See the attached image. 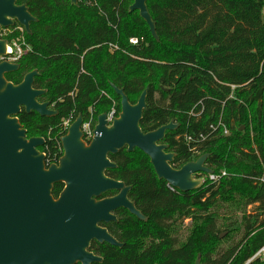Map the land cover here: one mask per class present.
<instances>
[{"label": "trees", "instance_id": "obj_1", "mask_svg": "<svg viewBox=\"0 0 264 264\" xmlns=\"http://www.w3.org/2000/svg\"><path fill=\"white\" fill-rule=\"evenodd\" d=\"M19 1L37 21L26 34L31 52L5 78L19 84L38 72L34 88L45 91L39 101L57 115L22 110L17 118L28 139H44L38 150L49 162L62 156L64 120L81 115L85 122L91 111L97 119L112 102L120 113L115 86L131 104L147 90L144 133L178 125L162 142L175 155L172 168L207 154V168L226 172L217 183L180 193L158 180L139 150L109 155L116 167L106 176L130 187L128 198L146 220L118 211L117 224H101L123 247L93 243L100 264H195L198 256L200 264H264L250 261L264 246V0H147L158 41L138 12L129 13L133 0H79L76 7ZM131 38L140 42L132 46ZM219 120L227 136L210 129ZM62 189L54 185V199ZM252 205L255 213L247 214Z\"/></svg>", "mask_w": 264, "mask_h": 264}, {"label": "water", "instance_id": "obj_2", "mask_svg": "<svg viewBox=\"0 0 264 264\" xmlns=\"http://www.w3.org/2000/svg\"><path fill=\"white\" fill-rule=\"evenodd\" d=\"M146 1L133 0L129 13L138 12L158 41ZM5 2L0 4V26H12L14 20L30 33V24L37 20L25 6H16L14 0ZM71 3L75 5L76 0ZM5 54L6 42L0 40V57ZM19 68V64L0 62V264H100L102 258L89 251L92 243L121 248L101 224L116 222L114 213L120 209L140 221L146 219L129 201L130 187L106 176L107 170L116 167L109 155L139 150L149 159L158 180L180 193L203 184L195 175L213 173L205 164L207 154L180 169L172 168L175 155L162 142L178 125L171 122L144 133L140 122L147 109V90L131 104L124 91L115 86L111 87L120 97V113L112 124L108 126L106 114H100L94 137L86 143L79 115L60 140L62 156L58 163L46 166L45 156L38 150L44 139H28L17 116L22 110L48 118L57 112L49 102L39 101L45 91L34 88L36 70L27 73L19 84L6 80L7 74ZM56 184H62L63 189L54 199ZM110 192L117 195L103 198ZM195 264H200V256Z\"/></svg>", "mask_w": 264, "mask_h": 264}, {"label": "built area", "instance_id": "obj_3", "mask_svg": "<svg viewBox=\"0 0 264 264\" xmlns=\"http://www.w3.org/2000/svg\"><path fill=\"white\" fill-rule=\"evenodd\" d=\"M139 42L140 41L137 38L129 39V44L132 46L137 45ZM109 48H110V51L118 49L117 46H113V45H109ZM29 51H30L29 46L25 45L24 41L22 39H20V38L13 39L8 43L5 56L0 57V62L5 61V62L11 63V64H17V62ZM117 117H118V114H117V109H116V103L112 102L110 111L108 113H106V122L108 123V126H110L112 124V122L114 121V119ZM96 124H97V119H95V117L91 111L87 120L85 122H83L82 127H81L84 142L89 143L93 139L94 128H95ZM70 125H71L70 120H64L62 122V129L67 132ZM210 129L212 131L220 129L224 136L228 135V130L226 129V127L224 126V124L220 120L217 122V124L215 126L211 125ZM193 139L194 138H192L190 136L186 137L187 142H193ZM196 139L198 141H201V142H204L206 140L205 136L202 134H199ZM61 150H62V146H61ZM44 156H45L46 166H50V165L55 164L53 161L49 162L46 159L45 154H44ZM224 177H226V172H220L219 174L212 173L210 175H204L203 182L205 180H207L208 182H212V183L216 182L217 183ZM259 184L264 188V168H263V174L259 179ZM254 259L264 260V246L254 254V256L251 258L250 261H252Z\"/></svg>", "mask_w": 264, "mask_h": 264}, {"label": "flooded vegetation", "instance_id": "obj_4", "mask_svg": "<svg viewBox=\"0 0 264 264\" xmlns=\"http://www.w3.org/2000/svg\"><path fill=\"white\" fill-rule=\"evenodd\" d=\"M53 2H54V4H56L55 2V0H53ZM52 1H51V3H53ZM4 3H6L5 2V0H0V4H4ZM50 2H49V4H51ZM14 4L16 5V6H25L26 8H27V6H26V4L25 3H22V1H19V0H14ZM69 4L71 5V6H74V7H76V6H78V5H80V1L79 0H76V4L75 5H73L72 3H71V0H69ZM28 9V8H27ZM7 20H11V19H9V17L7 18ZM12 22H13V25L12 26H9V27H6V28H3V27H1L0 26V40H2V41H5L6 42V49H7V46H8V43L11 41V40H13V39H17V38H20V39H22L23 41H24V44L25 45H27V46H29L28 44H26V34L27 35H29L30 33H27L26 32V30L22 27V26H20L18 23H16V21H14V20H12ZM33 24V23H32ZM32 24H30V26L32 25ZM29 48H30V51L29 52H31V47L29 46ZM29 52H27L25 55H27ZM24 55V56H25ZM20 61V60H19ZM19 61L17 62V64H19ZM127 187V186H126ZM111 193V192H110ZM128 194H129V192H128ZM115 195H117V193L116 192H114V195H112V196H104L103 198H109V197H114ZM129 199V198H128ZM130 201V200H129ZM131 202V201H130ZM118 211H124V212H126L129 216H131V217H133V218H135V219H137L136 217H134V216H132V215H130L129 214V212L128 211H126V210H124V209H120V210H118ZM118 211H116L115 213H114V215H115V217H116V222H109V223H106V224H117L118 223V217H117V212ZM138 220V219H137ZM140 221V220H139ZM186 222V221H185ZM184 225H185V223H184ZM106 229V228H105ZM107 230V229H106ZM108 231V230H107ZM109 233V232H108ZM110 234V233H109ZM111 235V234H110ZM112 236V235H111ZM113 237V236H112ZM114 238V237H113ZM115 239V238H114ZM116 240V239H115ZM117 241V240H116ZM118 242V241H117ZM119 243V242H118ZM93 244V243H92ZM92 244H91V246H92ZM121 244V243H120ZM107 245H109V244H107ZM122 245V247H123V244H121ZM90 246V247H91ZM109 246H111V245H109ZM112 247H114V246H112ZM121 247V248H122ZM116 248H118V247H116ZM89 251H90V249H89ZM91 252V251H90ZM92 253V252H91ZM96 256V255H95ZM99 257V256H98ZM101 258V257H100Z\"/></svg>", "mask_w": 264, "mask_h": 264}, {"label": "rangeland", "instance_id": "obj_5", "mask_svg": "<svg viewBox=\"0 0 264 264\" xmlns=\"http://www.w3.org/2000/svg\"><path fill=\"white\" fill-rule=\"evenodd\" d=\"M195 179H200V180L203 181V179H204V175L201 174L199 178H196V177H195ZM256 206H257V205L249 206V207L247 208V214H253V213H255V208H256ZM228 214H229V211H227V210H222V211H221V215H222V216H227ZM230 216L234 217L233 214L230 215ZM189 225H190V223H189L188 221H186V222H185V226H186V228H188L187 226H189ZM186 228H185V229H186ZM180 234H181L182 238L185 237V236L187 235V230L184 231V229L182 228V231L180 232ZM223 237H224V235H222L221 238H223Z\"/></svg>", "mask_w": 264, "mask_h": 264}]
</instances>
